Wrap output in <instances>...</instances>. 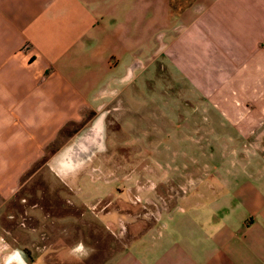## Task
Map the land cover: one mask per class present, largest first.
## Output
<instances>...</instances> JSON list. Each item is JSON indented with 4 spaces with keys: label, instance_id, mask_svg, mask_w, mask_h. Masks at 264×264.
Wrapping results in <instances>:
<instances>
[{
    "label": "crops",
    "instance_id": "0c3cea01",
    "mask_svg": "<svg viewBox=\"0 0 264 264\" xmlns=\"http://www.w3.org/2000/svg\"><path fill=\"white\" fill-rule=\"evenodd\" d=\"M168 45L191 79L258 80L246 136L255 150L224 155L220 194L205 198L196 185L163 201L157 222L130 232L103 264H264V0H0V264H34L39 251L14 246L4 225L24 178L40 162L63 173L68 159L74 170L103 122L104 89ZM85 193L70 206L88 204ZM49 236L65 243L57 257L85 262L83 238Z\"/></svg>",
    "mask_w": 264,
    "mask_h": 264
},
{
    "label": "rangeland",
    "instance_id": "374dc122",
    "mask_svg": "<svg viewBox=\"0 0 264 264\" xmlns=\"http://www.w3.org/2000/svg\"><path fill=\"white\" fill-rule=\"evenodd\" d=\"M175 56L173 47H160L115 91L104 89L100 145L83 146L87 156L74 170L64 174L40 162L24 178L22 199L4 225L30 257L39 248L34 264H103L130 232L157 222L163 201L190 197L196 185L205 198L220 194L224 155L255 150L246 136L258 121V80L191 79ZM75 191H85L88 204L70 206ZM50 234L83 238L85 262L57 257L65 243Z\"/></svg>",
    "mask_w": 264,
    "mask_h": 264
},
{
    "label": "bare ground",
    "instance_id": "6f19581e",
    "mask_svg": "<svg viewBox=\"0 0 264 264\" xmlns=\"http://www.w3.org/2000/svg\"><path fill=\"white\" fill-rule=\"evenodd\" d=\"M102 120H99L96 122L95 126L90 130V133H89V137L87 138L86 142L83 141V144L82 147H87V148H90L92 149H98V146L100 145V142H101V132H102ZM78 154V151L71 155H75ZM70 156V155H68ZM69 158V157H68ZM70 160L66 159V162L64 164V166L62 167V171L63 173L67 172L69 168L73 169V161L70 163L69 162ZM68 173V172H67Z\"/></svg>",
    "mask_w": 264,
    "mask_h": 264
},
{
    "label": "flooded vegetation",
    "instance_id": "af4514ba",
    "mask_svg": "<svg viewBox=\"0 0 264 264\" xmlns=\"http://www.w3.org/2000/svg\"><path fill=\"white\" fill-rule=\"evenodd\" d=\"M99 147V146H98Z\"/></svg>",
    "mask_w": 264,
    "mask_h": 264
}]
</instances>
